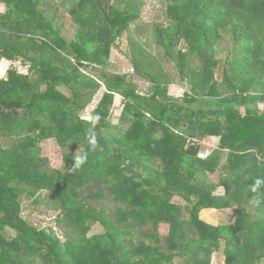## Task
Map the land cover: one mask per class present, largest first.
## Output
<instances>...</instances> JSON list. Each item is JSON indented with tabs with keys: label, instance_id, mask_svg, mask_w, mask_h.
Returning a JSON list of instances; mask_svg holds the SVG:
<instances>
[{
	"label": "trees",
	"instance_id": "16d2710c",
	"mask_svg": "<svg viewBox=\"0 0 264 264\" xmlns=\"http://www.w3.org/2000/svg\"><path fill=\"white\" fill-rule=\"evenodd\" d=\"M0 3V264H264V0H164L158 55L142 0Z\"/></svg>",
	"mask_w": 264,
	"mask_h": 264
},
{
	"label": "rangeland",
	"instance_id": "374dc122",
	"mask_svg": "<svg viewBox=\"0 0 264 264\" xmlns=\"http://www.w3.org/2000/svg\"><path fill=\"white\" fill-rule=\"evenodd\" d=\"M59 1V0H57ZM113 1V0H110ZM47 7V6H45ZM4 7L1 6L0 3V13H2L4 11ZM165 14H166V5L164 3V0H142V6L140 8V18L135 20L133 23V29H135V34L136 37L142 41L147 42L149 44V47H151V49L154 51V53H156V55L161 54L162 49L159 46H156L151 43V41L149 40V38L151 37L152 34V26L154 24H159V23H166V19H165ZM67 27H68V36L71 37L72 36V24L70 23V21L66 22ZM233 41L231 38V33L225 32L223 34V37L221 39V41L217 44L216 46V56H218L222 61L225 58H228L230 56L231 53V49L233 48ZM153 47V48H152ZM128 46H127V37L124 34L123 37L121 38V50H127ZM110 64H109V68L111 69L110 71H115V72H126L128 70L129 74L131 75L132 79L135 80V82L137 83L138 87V91L141 93H146L147 90L149 89V85L148 83H145L143 80L137 78L134 74V70L131 69V66L127 65L124 61V58L122 56V53L120 55L119 51H113L112 54H110ZM6 61V60H5ZM8 62V61H7ZM10 63V62H9ZM16 65H18V62H14ZM126 67V68H125ZM171 69V68H168ZM22 73H26L27 70L26 68H23L20 70ZM89 73L93 74L91 71L88 70ZM127 72V73H128ZM172 72H174L172 70ZM111 74V73H109ZM5 75V73H4ZM98 95L102 93V88L101 90L98 91ZM169 92L171 94L174 95H178L181 93V91L179 89H177L174 86H170L169 88ZM121 108H122V102L121 99L119 97H115L114 99V103L112 105V114H113V118H112V122L114 123H118L117 118L121 112ZM93 109V107H91L90 105L87 106L86 110L82 113V116L90 119L91 116V110ZM214 144V140L211 139L210 137L206 138L205 140H203V152L202 154H206L207 153V149L210 148L212 145ZM46 150H45V154L48 155V158L50 159V162L53 166H59L61 164V155L59 150L53 145V144H47L46 145ZM222 188L218 189V192H221ZM178 201V200H177ZM24 206H26L23 209V215L26 216L27 218L29 217V219L31 221H38L39 223H44L45 221H47V219L45 218V214L40 213L39 210H37L35 213L32 212L31 208L27 206V204L25 203ZM208 210V209H206ZM213 210V214H211V217L214 219L213 221H208L211 224H217V223H223L226 220L228 221L230 218H232L233 216V210H228L227 212L221 213V211L216 210V209H212ZM226 217V218H225ZM226 219L225 221L223 219ZM163 229V228H162ZM99 228L95 225L92 228V232H96L98 231ZM11 233V232H8ZM220 257H216L214 259V263L213 264H220L219 260ZM222 263V261H221Z\"/></svg>",
	"mask_w": 264,
	"mask_h": 264
},
{
	"label": "clouds",
	"instance_id": "9594fccd",
	"mask_svg": "<svg viewBox=\"0 0 264 264\" xmlns=\"http://www.w3.org/2000/svg\"><path fill=\"white\" fill-rule=\"evenodd\" d=\"M86 160H87V156L85 154L83 153L77 154L74 158V167H80L86 162ZM257 183H259V181ZM253 191H256V189L254 188ZM256 203H259V201H256Z\"/></svg>",
	"mask_w": 264,
	"mask_h": 264
},
{
	"label": "crops",
	"instance_id": "0c3cea01",
	"mask_svg": "<svg viewBox=\"0 0 264 264\" xmlns=\"http://www.w3.org/2000/svg\"><path fill=\"white\" fill-rule=\"evenodd\" d=\"M8 62H11V61H8ZM203 210H206V209H203ZM203 210H202V211H203ZM204 220H206V219H204Z\"/></svg>",
	"mask_w": 264,
	"mask_h": 264
}]
</instances>
